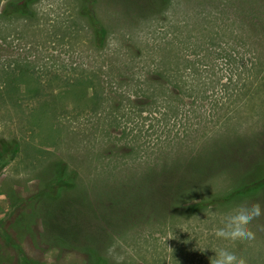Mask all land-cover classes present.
I'll use <instances>...</instances> for the list:
<instances>
[{
  "label": "rangeland",
  "instance_id": "rangeland-1",
  "mask_svg": "<svg viewBox=\"0 0 264 264\" xmlns=\"http://www.w3.org/2000/svg\"><path fill=\"white\" fill-rule=\"evenodd\" d=\"M31 1L0 0V264H264V0Z\"/></svg>",
  "mask_w": 264,
  "mask_h": 264
},
{
  "label": "clouds",
  "instance_id": "clouds-1",
  "mask_svg": "<svg viewBox=\"0 0 264 264\" xmlns=\"http://www.w3.org/2000/svg\"><path fill=\"white\" fill-rule=\"evenodd\" d=\"M262 214L259 203H241L225 213L221 226L217 227L214 235L218 240L238 241L241 239L252 240L253 232L249 229L250 222ZM173 237H170V239ZM200 253H204L207 248H197ZM213 255L209 257V264H247L234 248L216 247L211 250Z\"/></svg>",
  "mask_w": 264,
  "mask_h": 264
},
{
  "label": "trees",
  "instance_id": "trees-1",
  "mask_svg": "<svg viewBox=\"0 0 264 264\" xmlns=\"http://www.w3.org/2000/svg\"><path fill=\"white\" fill-rule=\"evenodd\" d=\"M31 2H33V0H32ZM263 179H264V178H263ZM246 188H247V187H246ZM246 188H245V189H246ZM243 191H244V190H243ZM235 193H237V194H241V193H242V194H243L244 192H242V190H238V191H236ZM232 195H233V194H232ZM232 195H230L229 198L234 197V196H232ZM234 195H235V194H234ZM98 261H99V260H98ZM95 264H101V261L96 262Z\"/></svg>",
  "mask_w": 264,
  "mask_h": 264
}]
</instances>
